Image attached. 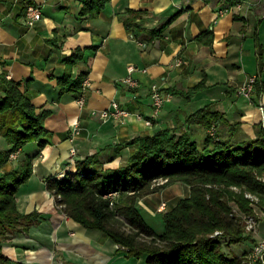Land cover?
Here are the masks:
<instances>
[{
	"label": "crops",
	"instance_id": "obj_1",
	"mask_svg": "<svg viewBox=\"0 0 264 264\" xmlns=\"http://www.w3.org/2000/svg\"><path fill=\"white\" fill-rule=\"evenodd\" d=\"M87 1L0 0V75L20 83L38 110L51 111L46 120L50 142L34 159L33 175L17 194L19 211L37 213L38 222L28 232L26 225L20 226L4 248L15 264H148L145 258H129L111 238L59 211L47 180L76 173L78 161L98 153L104 168L117 169L137 150L129 145L132 140L167 129L189 131L202 145L209 130L188 119L206 107L218 114L217 135L235 146L256 139L264 127V92H255L253 100L238 94L250 78L264 85V0H110L90 19L81 16ZM30 5L43 12L33 28L26 24ZM128 9L147 12L144 27H163L162 33L134 37L120 19ZM207 31L213 34L210 45L200 39ZM78 49L86 51L74 77L88 72L90 81L83 108L76 95L61 94L58 85L65 59ZM130 66L135 67V88L126 83ZM153 86L170 97L159 115L151 98ZM113 102L131 115L108 120L93 116ZM149 119L151 126L145 123ZM75 124L81 132L72 140ZM0 147L9 148L1 138ZM111 147L122 150L116 155L107 149ZM72 148L77 150L75 164L70 162ZM24 151L32 157L40 149L31 143ZM170 186L184 193L167 210L191 192L186 184ZM139 205L148 219L159 218L161 206L167 207L146 197ZM261 230L264 237V223Z\"/></svg>",
	"mask_w": 264,
	"mask_h": 264
},
{
	"label": "trees",
	"instance_id": "obj_2",
	"mask_svg": "<svg viewBox=\"0 0 264 264\" xmlns=\"http://www.w3.org/2000/svg\"><path fill=\"white\" fill-rule=\"evenodd\" d=\"M109 1L88 0L81 16L96 17ZM147 15L128 9L120 19L134 37L149 34L156 38L164 28L148 31L144 27ZM200 39L210 45L213 34L207 31ZM85 51L78 49L65 59V74L58 78L61 94L81 96L88 72L75 78L74 68L84 60ZM21 87L20 83L0 75V138L9 147H0L3 239L19 225L26 223L25 230H29L38 222L37 213L23 215L19 211L17 194L31 179L33 160L49 144L52 135L46 126L51 111L38 110ZM255 89L256 95L264 92L258 79ZM217 116L206 107L188 119L189 124L200 122L205 129L216 128L215 135L208 133L202 145L189 131L177 133L167 129L132 140L129 145H136L137 150L117 169L104 168L98 153L78 161L76 173H68L62 179L49 178L47 189L56 197L58 206H65L62 210L68 217L111 238L129 258H145L148 264H251L247 252L242 256L232 252L231 255L225 248L256 243L246 231L245 216H255L254 203L246 195L258 196L257 206L264 211V127H259L256 139L235 146L217 135ZM31 143H38L40 149L32 157L24 151ZM107 149L115 150L117 155L122 147ZM18 152L21 160L15 167L12 155ZM160 178L191 188L187 198L152 219L162 223V231L148 223L139 205L142 197L158 191L152 184ZM120 217L127 222H117ZM124 227L131 232L123 231ZM0 264H15L4 254L1 239ZM254 264L264 263L259 260Z\"/></svg>",
	"mask_w": 264,
	"mask_h": 264
},
{
	"label": "rangeland",
	"instance_id": "obj_3",
	"mask_svg": "<svg viewBox=\"0 0 264 264\" xmlns=\"http://www.w3.org/2000/svg\"><path fill=\"white\" fill-rule=\"evenodd\" d=\"M211 130H209L208 133H210ZM20 155L21 154L19 152L12 155V159L14 161L17 160V162H18L17 164L20 163V160H21V156ZM33 171H34V163H33ZM263 180H264V177H263ZM177 183H181V182H177ZM173 184H175V183H173ZM182 184H184V183H182ZM170 185H172V183H168V180L160 178V179L156 180L152 184L153 188H155V190H158V191H156V192H154L152 194L146 195V196L142 197L140 200L144 199L145 197L146 198H156V199H160L162 202H166V204H167L166 205L167 206L166 209H164V206H161V209L160 210H162L163 213L164 212H167L168 211L167 209L170 208L169 206H172L176 201H178V199H180L179 197H181L179 195H182L184 193L180 188L179 189H170L172 187ZM234 190L237 191L238 189L237 188H234ZM177 196H179V197H177ZM246 196L252 200V203H254L253 204V207L255 208V216H250V217L249 216L248 217L245 216L246 231H247V233L253 235V237L256 240V243L255 244L244 243V244H241V245H234V246H231L230 248H225V251L228 252V253H231L232 252V253H234L237 256H242L243 253L247 252L248 253V257L251 260V262H250L251 264H254L255 262H257L259 260H261L264 263V254L261 255L262 258H259V257H257L254 254L255 248L264 241V237H261L262 232H263L261 230V228H262L263 223H264V211L257 206L258 205V202H259L258 196H255V195L250 194V193H248ZM52 198H54V202H55L56 208L59 211H62L66 215V213L62 210L65 206L64 205H59L58 206L57 205V202H56L57 201L56 200V197L52 196ZM17 202H18V200H17ZM119 219L120 220H118L117 222H127L126 219H124V218H121L120 217ZM148 223L150 225H152L153 227H155L158 231L160 230L159 228H162V226L160 227V222L159 223H156L152 219H148ZM25 225H26V223L17 226L16 229H14V230L8 231L7 232V238L5 237L3 239V237L2 238L0 237V239L3 242V252H4V248L8 244L11 243V241H12V239L14 237V232H16V230L20 226L22 227V226H25ZM25 227H24V229H25ZM25 231L28 232L29 230H25ZM123 231H126L127 233H130L131 232L129 228H125V227H124V230ZM232 253H231V255H232Z\"/></svg>",
	"mask_w": 264,
	"mask_h": 264
},
{
	"label": "built area",
	"instance_id": "obj_4",
	"mask_svg": "<svg viewBox=\"0 0 264 264\" xmlns=\"http://www.w3.org/2000/svg\"><path fill=\"white\" fill-rule=\"evenodd\" d=\"M43 19V12L40 6L37 5H30L28 6L26 10V24L28 27H35L41 20ZM135 71V67L130 66L129 68V77L126 79V83L131 87L135 88L137 87V82L133 79L132 74ZM256 78H250L238 91V94L240 96H243L249 100H253V95H255L256 89ZM90 87V81L88 78L85 79L83 83V90L81 96L78 98L79 105L83 108L85 106L86 102V95L88 92V88ZM151 98L153 102L154 112L155 115H159L165 104L170 100V97H166L160 90L158 86H153V89L151 91ZM264 110V106H263ZM131 115V112L124 108L119 102H113L112 107L105 110H95L93 111V116L98 117L102 120H108L109 118H120V117H128ZM139 119L142 118V116L137 115ZM146 125L151 126L152 120H145ZM81 132L79 126L75 124L73 126V135L72 140H74L75 136L79 135ZM211 135H215L216 128L213 127L210 131ZM77 155V150L75 148H72L70 152V162L71 164H75V158ZM254 254L262 258L261 255L264 254V241L258 245L255 250Z\"/></svg>",
	"mask_w": 264,
	"mask_h": 264
}]
</instances>
